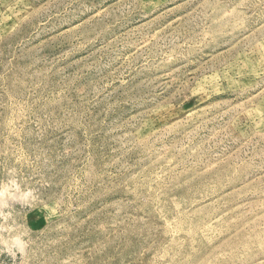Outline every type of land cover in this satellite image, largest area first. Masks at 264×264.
<instances>
[{
	"label": "rangeland",
	"instance_id": "obj_1",
	"mask_svg": "<svg viewBox=\"0 0 264 264\" xmlns=\"http://www.w3.org/2000/svg\"><path fill=\"white\" fill-rule=\"evenodd\" d=\"M0 264H264V0H0Z\"/></svg>",
	"mask_w": 264,
	"mask_h": 264
}]
</instances>
